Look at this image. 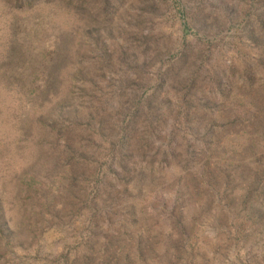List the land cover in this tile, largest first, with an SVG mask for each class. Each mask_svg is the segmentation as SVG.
Masks as SVG:
<instances>
[{
  "label": "rangeland",
  "instance_id": "obj_1",
  "mask_svg": "<svg viewBox=\"0 0 264 264\" xmlns=\"http://www.w3.org/2000/svg\"><path fill=\"white\" fill-rule=\"evenodd\" d=\"M67 1L0 65V264H264V0Z\"/></svg>",
  "mask_w": 264,
  "mask_h": 264
},
{
  "label": "trees",
  "instance_id": "obj_2",
  "mask_svg": "<svg viewBox=\"0 0 264 264\" xmlns=\"http://www.w3.org/2000/svg\"><path fill=\"white\" fill-rule=\"evenodd\" d=\"M63 2L64 0H62L61 2H58L55 0H3L4 8H6L7 10L8 9H11L12 11L14 10V12H13V16H11L10 19L6 22L7 36L5 37V40L3 41L1 45L2 48L0 50V65L2 64L11 65L14 63H19V61H22V59L19 58V56L21 55V52L19 53V50H21V48L18 46L17 42L15 43L17 39L15 27L19 21V20L18 21L16 20V17H17L16 13L24 11V10H29L34 5H40V4H42L41 6H47V7L52 6V8L50 9L56 10L57 8H59V6H61V4H63ZM64 4L66 5L71 4V0H68ZM2 10L6 11L5 9H2ZM5 14H7V12ZM62 56L64 55L62 54ZM63 62H64V58L57 55L56 60L54 61V64H53L54 71H55L54 73H57L59 68L63 67ZM52 85H50L48 89L46 88L47 89L46 93L51 90ZM45 86H46V83H45ZM19 107H20V104H19Z\"/></svg>",
  "mask_w": 264,
  "mask_h": 264
}]
</instances>
